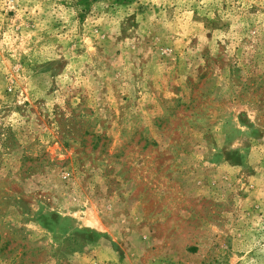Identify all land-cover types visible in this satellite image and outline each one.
Returning a JSON list of instances; mask_svg holds the SVG:
<instances>
[{"label":"rangeland","instance_id":"rangeland-1","mask_svg":"<svg viewBox=\"0 0 264 264\" xmlns=\"http://www.w3.org/2000/svg\"><path fill=\"white\" fill-rule=\"evenodd\" d=\"M0 264H264V0H0Z\"/></svg>","mask_w":264,"mask_h":264}]
</instances>
